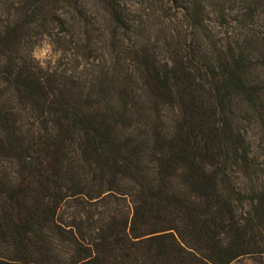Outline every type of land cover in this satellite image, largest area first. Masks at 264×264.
<instances>
[{
  "label": "trees",
  "instance_id": "1",
  "mask_svg": "<svg viewBox=\"0 0 264 264\" xmlns=\"http://www.w3.org/2000/svg\"><path fill=\"white\" fill-rule=\"evenodd\" d=\"M209 1L157 0L160 47L144 0H0V264H264V0ZM41 38L111 67H45Z\"/></svg>",
  "mask_w": 264,
  "mask_h": 264
},
{
  "label": "rangeland",
  "instance_id": "2",
  "mask_svg": "<svg viewBox=\"0 0 264 264\" xmlns=\"http://www.w3.org/2000/svg\"><path fill=\"white\" fill-rule=\"evenodd\" d=\"M127 5H129L131 8L135 10H139L141 8V5H138L136 2H139L141 0H124ZM187 1L190 0H185L184 6L189 5ZM228 6L233 5V0L226 1ZM208 4V12L210 13L209 15V24H212L213 21L211 20L212 17H214L211 12L214 9V4L212 1L207 0ZM238 2L236 3V5ZM88 10L90 11V15L92 16V22L95 24L96 29L100 31H95L94 36H99V39L104 40V37H101L100 34L104 31V28L107 27L105 18H104V13L100 9V7L94 2V1H89L87 3ZM159 4H157V0H144V3L142 5L143 10H145L147 13L150 14L149 18V25L151 26L154 24V22H157V7ZM152 8V10H146V8ZM137 14H139L138 11H135ZM154 12V14L152 13ZM142 20H148L147 17H143ZM170 28L176 30V32L179 33L181 36V39L184 40L185 37H187L188 43L196 42L202 45L203 43H206L207 41L205 40L202 35H191V29L188 30L186 21L184 18H182V14L178 15V19L174 20V23L170 26ZM152 38L160 42L162 47V43L166 42L168 39H170L169 33L166 30H161L160 27L157 25L155 28L152 26ZM194 39V40H193ZM102 41L100 43V47L105 48V44L102 45ZM209 42H207L208 44ZM207 46V45H206ZM161 52L165 55L164 50H161ZM32 53L34 58L44 65L45 67L49 68H58V69H63L66 68L70 70L69 72H73V74L80 78L81 80H91L95 79L96 77L100 76L102 72H106L108 68L111 67L110 62L106 61L102 57V53H98L95 55V58L89 59V60H82V59H76L73 56H66L65 53L60 52L57 50L48 39H38L37 43L32 49ZM68 72V71H67ZM167 115V121L165 122L166 126H172L173 124V118L174 114L171 110L166 112ZM28 120V119H25ZM241 124H244L242 122ZM249 136L251 137V142H252V150L254 156L259 158L262 161V151L260 150L259 147V140H258V126L256 123L252 122L250 125H247ZM0 168L2 171L3 175H8L9 177L14 176V172L16 171V165L14 163L1 160L0 159ZM250 264V262L248 263Z\"/></svg>",
  "mask_w": 264,
  "mask_h": 264
}]
</instances>
